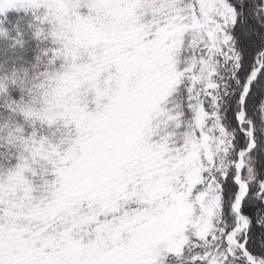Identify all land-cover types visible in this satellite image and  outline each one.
<instances>
[{
  "label": "snow or ice",
  "instance_id": "obj_1",
  "mask_svg": "<svg viewBox=\"0 0 264 264\" xmlns=\"http://www.w3.org/2000/svg\"><path fill=\"white\" fill-rule=\"evenodd\" d=\"M0 264H264V0H0Z\"/></svg>",
  "mask_w": 264,
  "mask_h": 264
}]
</instances>
